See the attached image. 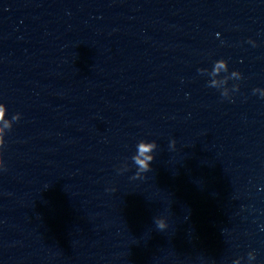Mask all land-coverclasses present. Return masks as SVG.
I'll return each instance as SVG.
<instances>
[{
  "label": "water",
  "instance_id": "95a60500",
  "mask_svg": "<svg viewBox=\"0 0 264 264\" xmlns=\"http://www.w3.org/2000/svg\"><path fill=\"white\" fill-rule=\"evenodd\" d=\"M261 95L264 0H0V264H264Z\"/></svg>",
  "mask_w": 264,
  "mask_h": 264
},
{
  "label": "clouds",
  "instance_id": "9594fccd",
  "mask_svg": "<svg viewBox=\"0 0 264 264\" xmlns=\"http://www.w3.org/2000/svg\"><path fill=\"white\" fill-rule=\"evenodd\" d=\"M253 45H255V41H250ZM225 64H224V61L223 60H220L218 61V63L216 64V68L215 70H218L220 67H224ZM261 96H264V95H261ZM0 112H2V109H0ZM175 139H173L171 142H170V147L174 148L175 146ZM154 145L151 144V143H145L144 141H141L138 146H137V153L138 155L133 157V162L142 170H145V171H148L149 170V161H152V157L151 156H148L146 157V159H140L139 156H142L143 154L149 152L151 150V148L153 147ZM133 178H136L135 176ZM158 227L160 229H163L164 227V221L163 219L160 220V222L158 223Z\"/></svg>",
  "mask_w": 264,
  "mask_h": 264
}]
</instances>
